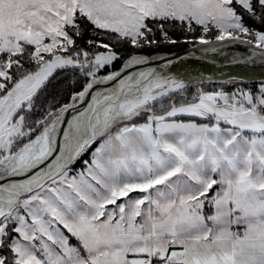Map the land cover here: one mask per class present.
I'll return each instance as SVG.
<instances>
[{"label":"snow or ice","instance_id":"snow-or-ice-1","mask_svg":"<svg viewBox=\"0 0 264 264\" xmlns=\"http://www.w3.org/2000/svg\"><path fill=\"white\" fill-rule=\"evenodd\" d=\"M0 264H264V0H0Z\"/></svg>","mask_w":264,"mask_h":264},{"label":"water","instance_id":"water-1","mask_svg":"<svg viewBox=\"0 0 264 264\" xmlns=\"http://www.w3.org/2000/svg\"><path fill=\"white\" fill-rule=\"evenodd\" d=\"M160 54L170 55L173 58H184L175 64L173 72H178L185 76L190 82V86L202 81H222L233 76L249 77L261 75L259 70L252 73L243 67L231 65L230 59L232 55L237 54L235 50L225 49L222 54H204L198 51H190V47H188L181 51L172 53L161 52Z\"/></svg>","mask_w":264,"mask_h":264},{"label":"trees","instance_id":"trees-1","mask_svg":"<svg viewBox=\"0 0 264 264\" xmlns=\"http://www.w3.org/2000/svg\"><path fill=\"white\" fill-rule=\"evenodd\" d=\"M188 47H191V46H189V45L166 46V47L160 49L159 51H160V53L161 52L172 53V52L184 50ZM227 80L228 79L222 80V81H202V82L191 85L190 88H192V89L198 88V87H203L206 89L215 88L217 86H221L222 84H224V81H227Z\"/></svg>","mask_w":264,"mask_h":264},{"label":"rangeland","instance_id":"rangeland-1","mask_svg":"<svg viewBox=\"0 0 264 264\" xmlns=\"http://www.w3.org/2000/svg\"><path fill=\"white\" fill-rule=\"evenodd\" d=\"M223 86H225L224 84H222L221 86H217V87H215V88H219V87H223Z\"/></svg>","mask_w":264,"mask_h":264}]
</instances>
